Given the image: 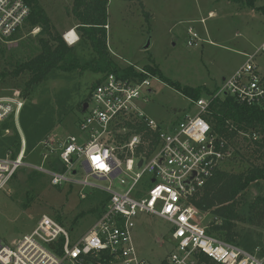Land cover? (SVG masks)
Here are the masks:
<instances>
[{
    "label": "rangeland",
    "instance_id": "rangeland-1",
    "mask_svg": "<svg viewBox=\"0 0 264 264\" xmlns=\"http://www.w3.org/2000/svg\"><path fill=\"white\" fill-rule=\"evenodd\" d=\"M75 1L39 0L65 43L74 47L83 69L54 71L28 99L23 97L21 89L0 90V98L18 94L24 99L25 107L19 118L13 116L0 123V129L7 121H14V127L4 132L3 139L18 134L20 150L25 140V162L30 165L47 166L41 156L44 141L49 139L59 148L69 136H77L80 140L82 106L92 87L104 75L91 70L97 56L77 31L79 23L72 13ZM106 28L108 49L114 62L121 68L133 67L138 73L145 72L150 78L152 92H147L141 100L145 117L162 127H169L186 116H195L198 109L194 102L198 99L183 95L166 79L183 88L198 90L200 98L214 94L224 80L231 78L248 56L254 55L263 44L264 0H255L253 8L248 0H110ZM190 29L198 36L193 46H189ZM20 30L22 41L29 45L32 38L46 37L40 28L31 33L25 26ZM70 31H75L78 37L73 46L64 38ZM6 44L10 64L26 56L19 48V42ZM254 62L264 74V54ZM88 66L90 68H85ZM147 67L157 68L163 78L153 75ZM77 168L76 179L87 178V172ZM245 168V164L233 160L222 170L239 173ZM126 179L123 176L113 181L112 188L126 192L128 188L121 184V180ZM90 181L101 187L111 186L109 181L95 178ZM145 182L149 185L150 178L147 177ZM260 192L264 194L263 183L251 186L246 194L248 201L244 202H251ZM107 198L100 190L84 189L78 184L54 187L49 176L24 167L0 192V241L3 245H11L32 233L43 215L63 223L72 230L73 237L79 238L96 222ZM98 206L99 212H93ZM240 230L243 234L241 247L256 253L264 262V225L241 226ZM171 233L172 225L161 218L138 217L132 233L138 258L160 264L174 249Z\"/></svg>",
    "mask_w": 264,
    "mask_h": 264
},
{
    "label": "built area",
    "instance_id": "built-area-1",
    "mask_svg": "<svg viewBox=\"0 0 264 264\" xmlns=\"http://www.w3.org/2000/svg\"><path fill=\"white\" fill-rule=\"evenodd\" d=\"M30 15L26 0H0V40L10 39ZM72 33L75 31L64 36L71 46L78 41L76 33ZM189 35V46H193L198 36L192 29ZM262 54L264 42L231 78L224 80L214 96L194 102L198 109L195 116H186L169 127L144 115L141 100L151 90L149 77L141 81L105 74L90 93L88 108L82 113L80 140L69 136L59 148L49 139L44 141L41 156L47 166L25 162V140L17 155L0 157V192L20 169L29 167L49 176L54 187L78 184L109 197L104 212L83 236L73 237L72 230L63 223L43 215L32 233L11 245L0 241V264H150L138 258L132 236L136 220L142 215L156 216L172 225L174 249L160 264H264L256 253L209 233L211 224L217 225L220 220L191 201L234 157L231 146L213 133L204 115L213 100L227 95L244 105L264 107V74L254 62ZM24 107V99L18 94L0 98V123L13 116L19 118ZM136 119L158 132L159 146L152 154H148V144L141 135L135 134L123 144L116 140V134L127 132L120 127ZM241 134L254 141L261 139L257 133L251 137ZM53 155H58L64 171L49 168L48 160ZM141 160L143 164L139 166ZM77 166L87 172V178L76 179ZM123 176L127 179L121 184L127 191L114 190L113 181ZM90 178L109 181L111 186L101 187Z\"/></svg>",
    "mask_w": 264,
    "mask_h": 264
},
{
    "label": "trees",
    "instance_id": "trees-1",
    "mask_svg": "<svg viewBox=\"0 0 264 264\" xmlns=\"http://www.w3.org/2000/svg\"><path fill=\"white\" fill-rule=\"evenodd\" d=\"M109 1L76 0L72 10L74 18L79 23L77 31L81 39L90 44L97 56L94 64L90 66L91 70L104 75L112 73L121 79L142 81L146 79V75L138 73L133 67L121 68L111 58L106 28ZM233 1L239 2V0ZM26 2L31 7V15L24 24L28 28V33L40 28L41 33L46 37L32 38V43L29 45L22 41L21 30H18L10 39L0 40V90L4 88L21 89L23 97L28 99L41 84L49 80L54 71L72 72L83 69V65L74 53V47L68 46L53 26L39 0H26ZM248 2L253 8L255 0H248ZM7 42H19V48L26 52V56L10 64L6 54ZM146 70L163 78L157 68L147 67ZM166 82L187 97L200 98L198 90L183 88L167 79ZM98 83L99 81L95 83L92 90ZM217 91L214 94L210 93L212 95L209 96H214ZM89 101L90 96L84 104ZM204 118L210 123L213 133L220 139L226 140L233 149L232 161L236 160L240 164H245L246 168L239 173L217 170L191 201L199 210L211 212L220 220L217 225L211 224L209 233L241 247L243 239L241 226L253 228L264 225V194L260 192L251 202H244L248 201L246 194L251 186L264 184V107L244 105L234 97L227 95L213 100ZM14 125V121H7L0 129V157L6 156L11 150H16L14 155L19 153L21 138L18 134H14L9 139H3L4 132L12 129ZM120 128L127 132L116 134L119 144H123L131 136L138 134L148 142V154H152L159 146L158 132L153 131L145 121L132 120ZM241 133L250 135V137L257 133L261 139L254 141ZM48 165L53 170L64 171L58 155H53L48 160ZM104 201L106 203L101 212L104 211L109 197ZM93 212H99V206Z\"/></svg>",
    "mask_w": 264,
    "mask_h": 264
},
{
    "label": "water",
    "instance_id": "water-1",
    "mask_svg": "<svg viewBox=\"0 0 264 264\" xmlns=\"http://www.w3.org/2000/svg\"><path fill=\"white\" fill-rule=\"evenodd\" d=\"M150 92H152V91H150ZM87 108H88V104L86 103V104H84L83 112H85L87 110ZM142 164H143V160L140 161L139 166H141ZM51 248H54V246L52 245Z\"/></svg>",
    "mask_w": 264,
    "mask_h": 264
},
{
    "label": "bare ground",
    "instance_id": "bare-ground-1",
    "mask_svg": "<svg viewBox=\"0 0 264 264\" xmlns=\"http://www.w3.org/2000/svg\"><path fill=\"white\" fill-rule=\"evenodd\" d=\"M73 36H75V33H72ZM72 41V39H70Z\"/></svg>",
    "mask_w": 264,
    "mask_h": 264
}]
</instances>
